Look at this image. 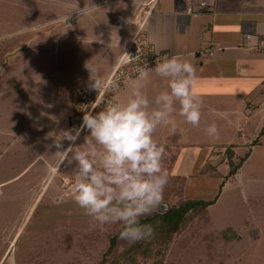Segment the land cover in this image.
<instances>
[{
	"label": "rangeland",
	"instance_id": "rangeland-1",
	"mask_svg": "<svg viewBox=\"0 0 264 264\" xmlns=\"http://www.w3.org/2000/svg\"><path fill=\"white\" fill-rule=\"evenodd\" d=\"M90 1L106 2L97 6L96 12L118 13L131 22L129 25L135 26L140 19L135 21L131 0L117 5L107 3L110 0H0V37H8L0 39V264H99L108 235L118 227L93 226L91 217L74 202L76 165L69 162L71 153L61 157L58 152L69 142L64 133L77 132L72 120L77 95L80 90L91 89V83L76 82L74 74L80 69L63 68L53 57L50 41L42 40L44 31L33 30L42 22L46 31V24L67 12L72 13L69 24L88 30ZM37 10L45 11L44 16L36 15ZM146 10L142 5L139 8L142 15ZM57 22L53 24L63 25L66 20ZM202 52L206 59L198 74L205 78V87H213L218 81L220 87H227L235 71L250 69L251 78L264 77L263 65L235 68L231 61ZM261 52L264 57V48ZM130 78L114 89L115 102L126 101ZM72 80L83 85L75 90ZM154 81L159 83L145 89L150 99L168 87L165 78ZM229 90L198 95L203 101L199 127L174 114L175 126H161L154 134L166 150L164 167L169 182L164 203L188 197L212 198L219 191L216 201L208 206L210 221L204 227L201 221L184 228L163 255H139L130 263L121 256L114 264H156L160 258L164 261L161 264L172 258L182 264H264V132H258V137V126L254 127L264 123V112L254 117L251 123L256 124L247 126L241 109L242 92ZM175 107L178 113L179 104ZM212 123L218 128L217 137L206 133ZM87 134V129H81L75 144H82ZM57 143L62 148L58 149ZM229 143L235 144L236 161L255 147L253 155H248L232 174L228 173L224 146ZM238 175L249 181L246 188L237 184ZM228 227L231 229L226 230ZM224 229L229 238L213 241L211 250L206 246L209 240H200L204 233ZM126 242L120 241L119 251Z\"/></svg>",
	"mask_w": 264,
	"mask_h": 264
},
{
	"label": "clouds",
	"instance_id": "clouds-1",
	"mask_svg": "<svg viewBox=\"0 0 264 264\" xmlns=\"http://www.w3.org/2000/svg\"><path fill=\"white\" fill-rule=\"evenodd\" d=\"M86 67L92 77L95 69ZM150 71L168 81V87L154 99L145 91ZM195 79L194 65L178 56L166 58L154 70L138 67L137 75L129 80L126 101L109 103L99 112L85 111L81 129L88 134L82 144H75L79 132L75 136L64 133L72 143L58 152L64 157L71 153L69 162L76 165L74 202L91 217L93 226L121 225L120 237L129 243L154 235L153 225L142 224L141 218L163 207L169 182L164 167L166 150L154 134L161 126L174 127V114L193 127L200 126L203 101L193 91ZM103 84L93 78L90 87L98 91ZM110 87H117L116 82ZM206 133L217 137L216 124H210ZM56 147L62 148V144ZM236 181L241 188L249 183L242 175Z\"/></svg>",
	"mask_w": 264,
	"mask_h": 264
},
{
	"label": "crops",
	"instance_id": "crops-1",
	"mask_svg": "<svg viewBox=\"0 0 264 264\" xmlns=\"http://www.w3.org/2000/svg\"><path fill=\"white\" fill-rule=\"evenodd\" d=\"M119 1L127 0H110L107 3L117 5ZM130 2L135 6L133 9L136 10L135 21L140 18L135 26L129 25L131 22L118 13L99 14L95 8L106 2L90 1L88 30L83 29L81 25L69 24L72 22L70 18L72 13L68 14L69 12L59 19L66 20L65 24L54 25L53 22L59 21L54 20L46 24L49 26L45 31L43 29L45 25H40L42 22H39V26L33 30L44 31L42 40L50 41L53 46V57L62 64L63 68L80 69L77 73L74 72L75 74L72 72L74 80L76 79L78 83L90 84L93 78L105 81L125 45L140 32L156 49L168 50L170 53L168 58L178 56L194 65L196 79L193 83V91L197 96L205 91H220L222 88L230 89L229 92L241 91L244 102L241 109L247 126L252 124L254 117L264 112V77L251 78L252 70L235 71L233 80L230 83L228 81L227 87H220L219 81L213 87H205V78L198 74V69L200 70L205 64L206 57H203V50L219 56L218 59L222 61H231L235 68L237 65L247 64L246 66H251L252 69L253 64H260L263 65L264 70V57L261 52L264 48L261 45L264 39V0H131ZM141 5L147 9L143 15L139 11ZM44 12L37 10L36 15L44 16ZM51 13L52 11H49L48 14ZM86 65L95 69L92 77ZM155 67L148 69L154 70ZM155 79L161 77L150 71L146 88L150 89L153 84H158L159 81L157 83ZM74 80H72L73 89H79L83 84L75 85ZM258 123L252 124H256L254 127L258 126L257 135L264 128V123H260V126ZM243 131L241 130L242 133ZM73 135H77L76 130ZM257 135L251 136L257 137ZM70 142L64 150L68 148ZM170 143L184 144L176 141ZM254 151L255 147L250 150L249 157Z\"/></svg>",
	"mask_w": 264,
	"mask_h": 264
},
{
	"label": "trees",
	"instance_id": "trees-1",
	"mask_svg": "<svg viewBox=\"0 0 264 264\" xmlns=\"http://www.w3.org/2000/svg\"><path fill=\"white\" fill-rule=\"evenodd\" d=\"M264 131L262 128L259 131V134ZM225 153L227 155V163L229 165V174L235 173L238 167L249 155L250 150L246 151L244 154L238 156V160H234L233 155L235 154L233 147L234 143L225 144ZM215 168V167H214ZM224 181L220 182V188L223 185ZM219 188V189H220ZM219 195L216 193L212 198H181L178 202L168 204L166 209H157L151 215L142 217L141 223H148L153 225L154 235L150 238L136 243L126 242L123 250H118L120 241L123 239L120 237V231L122 226L118 227L110 233L107 237V243L104 247V250L101 253V258L99 264H114L118 257H124L127 262H135L138 259V256L147 257L152 254H165L166 248L169 244L176 238L179 233H182L184 228L190 224L200 223L203 221L204 225L210 221V215L208 213V206L214 203ZM201 225V224H200ZM200 225L196 227V230L200 231ZM231 229L230 227L226 230ZM226 230H218L217 232H208L204 233L201 237V241H207L206 246L213 248V241L219 239L220 237L227 239L229 236L226 233ZM196 231V232H197ZM239 236V234L237 235ZM200 241V242H201ZM170 260V259H169ZM166 261L164 264H182L183 261L174 260L172 258L170 262ZM161 264L162 259H158Z\"/></svg>",
	"mask_w": 264,
	"mask_h": 264
},
{
	"label": "built area",
	"instance_id": "built-area-1",
	"mask_svg": "<svg viewBox=\"0 0 264 264\" xmlns=\"http://www.w3.org/2000/svg\"><path fill=\"white\" fill-rule=\"evenodd\" d=\"M261 45L264 47V39ZM128 54L131 55V58ZM169 55L168 50L156 49L143 34L136 33L123 48L103 86L98 91L92 88L79 91L78 106L74 107L72 114V120L77 125V132L81 130L85 111L103 110L107 104L115 102L114 89L116 87H110L113 81L118 86L127 77L136 76L138 67L151 68L168 58Z\"/></svg>",
	"mask_w": 264,
	"mask_h": 264
},
{
	"label": "water",
	"instance_id": "water-1",
	"mask_svg": "<svg viewBox=\"0 0 264 264\" xmlns=\"http://www.w3.org/2000/svg\"><path fill=\"white\" fill-rule=\"evenodd\" d=\"M168 207V205L166 203H164L163 207H161V209H166Z\"/></svg>",
	"mask_w": 264,
	"mask_h": 264
}]
</instances>
